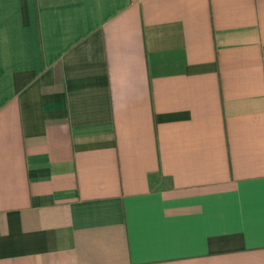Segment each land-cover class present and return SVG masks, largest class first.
I'll return each mask as SVG.
<instances>
[{
  "label": "crops",
  "instance_id": "1",
  "mask_svg": "<svg viewBox=\"0 0 264 264\" xmlns=\"http://www.w3.org/2000/svg\"><path fill=\"white\" fill-rule=\"evenodd\" d=\"M0 264H264V0H0Z\"/></svg>",
  "mask_w": 264,
  "mask_h": 264
}]
</instances>
